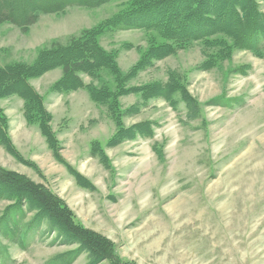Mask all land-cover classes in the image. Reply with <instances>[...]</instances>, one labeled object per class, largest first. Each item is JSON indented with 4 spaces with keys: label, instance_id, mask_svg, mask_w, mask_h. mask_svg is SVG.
Instances as JSON below:
<instances>
[{
    "label": "rangeland",
    "instance_id": "374dc122",
    "mask_svg": "<svg viewBox=\"0 0 264 264\" xmlns=\"http://www.w3.org/2000/svg\"><path fill=\"white\" fill-rule=\"evenodd\" d=\"M124 3L69 8L43 15L27 29L0 25V67L34 63L52 44L66 46L101 28ZM147 39L145 31H117L99 43L116 53L126 73L147 49ZM207 53L195 44L131 82L179 77L181 92L172 101L151 99L139 115L123 117L124 128L148 122L150 130H135L112 146L119 130L105 107L84 90L53 91L61 69L31 80L51 130L47 137L26 120L18 95L1 100L10 143L0 140V167L57 195L80 225L110 240L124 262L264 264V57L235 50L229 61L206 70ZM138 101L121 98L120 111ZM11 205L0 201V218ZM33 216L27 214L22 230ZM15 229L10 225L9 239L0 229V264H67L79 248L47 227L23 244ZM72 264L96 263L82 253Z\"/></svg>",
    "mask_w": 264,
    "mask_h": 264
},
{
    "label": "trees",
    "instance_id": "16d2710c",
    "mask_svg": "<svg viewBox=\"0 0 264 264\" xmlns=\"http://www.w3.org/2000/svg\"><path fill=\"white\" fill-rule=\"evenodd\" d=\"M113 1L0 0V25L27 29L34 26L43 15L59 14L75 7L96 9ZM124 2L120 13L101 28L83 32L78 38H72L66 46L52 44L30 65L18 63L0 67V102L12 95L21 97L25 103L26 120L30 124H37L45 134L46 130H51L48 124L51 118L30 81L61 69L63 75L53 91L65 94L84 90L96 104L105 107L119 130L110 142L112 146L121 143L135 130H150L148 122L124 128L121 126L123 117L139 115L151 99L172 101V95L181 92L179 77L170 78L167 83L156 81L130 85L157 62L198 43L208 50L203 62L206 70L218 68L223 62L229 61L235 50H245L264 57V11L261 8L264 0ZM117 31H145L148 35L147 49L126 73L121 70L116 53L106 51L99 43L102 35ZM85 76L91 79L90 83L84 81ZM128 96H137L140 101L122 112L120 99ZM1 115L0 140L9 144L7 132H3L6 126L2 124ZM49 137L52 141L51 134ZM2 200L13 204L6 208L0 218L1 235L6 239H9L10 225L16 228L18 239L22 235L23 244L47 227V230L56 232L64 244L79 246L67 264H72L76 255L82 253H87L92 263L96 264H133L120 260L110 240L80 225L57 195L17 172L0 167ZM32 213V220L22 230L27 214Z\"/></svg>",
    "mask_w": 264,
    "mask_h": 264
}]
</instances>
